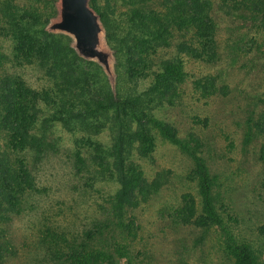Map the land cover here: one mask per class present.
I'll return each mask as SVG.
<instances>
[{
	"label": "rangeland",
	"instance_id": "374dc122",
	"mask_svg": "<svg viewBox=\"0 0 264 264\" xmlns=\"http://www.w3.org/2000/svg\"><path fill=\"white\" fill-rule=\"evenodd\" d=\"M209 1L215 56L196 59L179 49L180 45L197 49L199 40L194 27L183 22L187 17L177 16L182 23L174 28L167 46L156 47L142 57L143 62L133 60L131 69V62L122 57L117 71V94L124 100L143 94L153 83L150 73L158 72L162 63L179 61L182 82L176 84L170 100L151 114L172 126L189 152L154 133L153 151L146 157H131L143 179L134 195L136 205L119 212L111 208L118 183L100 171L94 152L112 142L110 113L64 126L45 122L50 107L37 104L29 135L45 145L20 152L29 163L36 190L25 195L20 212L10 214L3 224L2 264H52L48 250L54 249L43 242L44 226L81 242L83 233L100 222L105 236L96 235L94 247L124 248L120 264H235V255L244 248L253 255L254 264H264V16L255 10L261 0ZM166 3L94 1L119 36L131 26L133 12L164 17ZM11 11L36 15L37 26L44 30L54 6L46 0H0V85L8 78L33 91L48 88L50 79L36 60L14 58L2 18ZM64 42L68 44L65 38ZM76 62L95 92L106 93L109 87L101 69L80 59ZM77 152L84 162L80 171L75 168ZM192 155L204 160L213 179L216 224L185 223L184 207L190 200L195 206L192 221L206 217ZM116 220L129 232L113 227ZM111 231L114 234L108 236Z\"/></svg>",
	"mask_w": 264,
	"mask_h": 264
},
{
	"label": "trees",
	"instance_id": "16d2710c",
	"mask_svg": "<svg viewBox=\"0 0 264 264\" xmlns=\"http://www.w3.org/2000/svg\"><path fill=\"white\" fill-rule=\"evenodd\" d=\"M94 1L90 0V4L100 15L107 40L116 51L117 71L122 57H126L128 63L131 62V69L133 60L143 62L142 57L154 53L156 47L167 46L172 33L176 31L174 28L182 23L177 22L179 16L187 17L183 22L194 27V34L199 40L197 49L183 45H180L179 49L196 59H209L216 55V44L212 39L214 27L208 15L211 7L209 0H166L167 11L164 17L153 12L144 14L137 10L130 17L131 26L121 32L123 34L120 36L119 32L114 30L109 16L101 12L94 5ZM255 10L264 16V0L256 5ZM2 18L5 19L4 28L12 39L14 58L24 61L36 60L40 67L46 70L51 86L33 91L21 81L8 78L1 81L0 259L4 250L2 244L5 242L1 235L3 224L10 219V214L20 212L25 195L36 190L29 163L20 157V152L26 147L43 148L45 145L29 135L30 130L34 128L32 123L37 104L43 103L50 107L51 113L45 122H59L64 126L83 124L89 119H97V116L104 117L110 113L108 126L112 130V142L106 149L97 148L94 152L98 153L96 164L100 171L118 183V189L111 199V208L119 212L136 205L134 195L141 188L143 179L131 157L134 154L146 157L153 151L156 140L154 133L189 152L188 146L178 138L175 129L151 114L155 107L170 100L176 84L182 82L183 73L179 61V65L166 61L161 64L158 72L150 73L153 83L140 96L122 100L118 94L114 98L110 89L101 95L95 92L86 73L78 68L76 61L79 59L64 42V37L47 34L43 28L37 26L36 15L28 14V11H11L4 12ZM85 128L80 130H86ZM72 131L75 132V129ZM78 143L83 144L81 141ZM261 156L264 160V153ZM192 158L195 162L193 174L206 217L205 220L197 218L192 221L195 206L193 200H190L184 207L187 213L185 223L216 224L218 218L212 205L213 179L204 160L196 155H192ZM82 163L84 162L77 152V171L83 168ZM111 225H117L129 232L121 220H116ZM103 226L100 222L91 231L84 232L81 242L76 236L70 237L64 231L58 232L52 227L44 226L43 242L54 249L53 252L47 249L51 254L47 253L51 256L52 264H120L118 258L125 256L124 248L113 249L109 245L105 248L94 247L96 235L105 236L101 229ZM112 233L113 231L108 236ZM1 262L2 260L0 264ZM254 263V257L247 248L235 255V264Z\"/></svg>",
	"mask_w": 264,
	"mask_h": 264
},
{
	"label": "water",
	"instance_id": "95a60500",
	"mask_svg": "<svg viewBox=\"0 0 264 264\" xmlns=\"http://www.w3.org/2000/svg\"><path fill=\"white\" fill-rule=\"evenodd\" d=\"M52 1L54 14L48 19L44 31L68 40L75 56L98 66L104 74L110 92L117 96L116 51L107 40L105 26L90 0Z\"/></svg>",
	"mask_w": 264,
	"mask_h": 264
}]
</instances>
